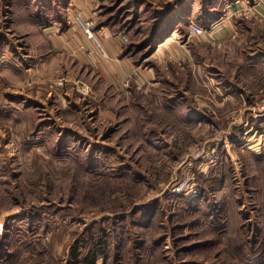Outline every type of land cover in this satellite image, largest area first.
Masks as SVG:
<instances>
[{
	"label": "rangeland",
	"instance_id": "1",
	"mask_svg": "<svg viewBox=\"0 0 264 264\" xmlns=\"http://www.w3.org/2000/svg\"><path fill=\"white\" fill-rule=\"evenodd\" d=\"M0 264H264V0H0Z\"/></svg>",
	"mask_w": 264,
	"mask_h": 264
},
{
	"label": "built area",
	"instance_id": "2",
	"mask_svg": "<svg viewBox=\"0 0 264 264\" xmlns=\"http://www.w3.org/2000/svg\"><path fill=\"white\" fill-rule=\"evenodd\" d=\"M81 28L83 29L84 35L89 38L91 36L90 28L88 26H85V25H82V24H81Z\"/></svg>",
	"mask_w": 264,
	"mask_h": 264
},
{
	"label": "crops",
	"instance_id": "3",
	"mask_svg": "<svg viewBox=\"0 0 264 264\" xmlns=\"http://www.w3.org/2000/svg\"><path fill=\"white\" fill-rule=\"evenodd\" d=\"M167 42H168V41H166V43H165V44H167ZM162 46H166V45H162ZM144 75H145V74H144ZM146 75H147V74H146Z\"/></svg>",
	"mask_w": 264,
	"mask_h": 264
}]
</instances>
